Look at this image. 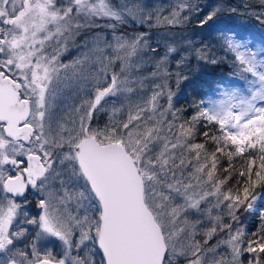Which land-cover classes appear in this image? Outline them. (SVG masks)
Masks as SVG:
<instances>
[{
  "label": "snow or ice",
  "instance_id": "6c2138e0",
  "mask_svg": "<svg viewBox=\"0 0 264 264\" xmlns=\"http://www.w3.org/2000/svg\"><path fill=\"white\" fill-rule=\"evenodd\" d=\"M239 11L0 0V264H264V45ZM229 55L243 87L176 106Z\"/></svg>",
  "mask_w": 264,
  "mask_h": 264
},
{
  "label": "trees",
  "instance_id": "16d2710c",
  "mask_svg": "<svg viewBox=\"0 0 264 264\" xmlns=\"http://www.w3.org/2000/svg\"><path fill=\"white\" fill-rule=\"evenodd\" d=\"M218 0H201V3H209L214 4L217 3ZM227 4H230L231 6L239 8V12L232 15H226L224 17H221V19L224 22L231 23V21L240 20L243 19L246 22H250L251 24L255 26L264 27V25H261L256 19H255V13H258L260 11H264V7H261L260 0H225ZM247 5V7H246ZM131 30V29H130ZM218 55H224V53H221L217 50ZM196 65V61H192V66ZM199 70L202 72V75H199L197 77H194V79L189 80L185 86L187 87V93L185 95H189L190 99H187L186 101H190L191 99H198L200 96H204V94L207 91V88L211 86V84L218 78L220 75L226 74L231 72V55H229L228 59L225 61V63L219 65V66H213V65H204L202 63L198 64ZM201 72L197 71H191V73H194L196 75L200 74ZM180 98L182 99L181 106L186 107L188 105L187 102H185V99H183V96H185L183 93L181 94ZM261 189H257V192L259 193ZM258 205L262 206L264 205V201L260 202ZM258 216L256 214H252L248 217L247 221L245 220L244 223L248 226L249 229L255 228L258 224ZM249 222V223H248Z\"/></svg>",
  "mask_w": 264,
  "mask_h": 264
},
{
  "label": "rangeland",
  "instance_id": "374dc122",
  "mask_svg": "<svg viewBox=\"0 0 264 264\" xmlns=\"http://www.w3.org/2000/svg\"><path fill=\"white\" fill-rule=\"evenodd\" d=\"M145 2L146 3H157V2H159V3H165L166 4L168 2V0H145ZM225 23H227V22H225ZM227 24L231 27H234V29L237 31V33L239 35L245 36V37H252L254 39V45H253L254 47L256 45H264V27L255 26V25L251 24L250 22L244 21L243 19L231 21V23H227ZM130 29H131V26H130ZM67 58L68 57L66 56L65 59H67ZM198 64H200V63L196 62V65L192 66L191 71H194V70L197 71L198 70L199 72H201L199 70L200 66ZM191 71L188 73L189 74V80L194 79V77H197L199 75H202V72L200 74L196 75L194 73H191ZM222 79L226 80L232 86L243 87V82L238 79L237 74L234 73V69L231 67V72L220 75V77H218L211 84V86L207 88V91L204 94V96L207 97L209 94H211L210 90L212 89V87L215 85L216 82H218ZM187 82L182 84L181 89L178 92V97L175 101L177 107H182L181 106L182 99L180 98V96H182L181 95L182 93L185 95L188 92L187 87L185 86V84ZM190 97H189V95H185V96H183V99H185V102H187L189 104L192 101V99L189 102L186 100L190 99ZM260 202H262V201L261 200L257 201V208L258 209L261 207L260 205H258ZM33 211H35V209H33Z\"/></svg>",
  "mask_w": 264,
  "mask_h": 264
}]
</instances>
